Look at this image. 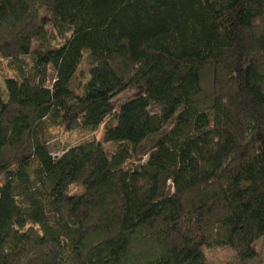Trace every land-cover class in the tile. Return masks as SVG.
<instances>
[{
    "label": "trees",
    "instance_id": "obj_1",
    "mask_svg": "<svg viewBox=\"0 0 264 264\" xmlns=\"http://www.w3.org/2000/svg\"><path fill=\"white\" fill-rule=\"evenodd\" d=\"M2 60L0 264L264 250V0H0Z\"/></svg>",
    "mask_w": 264,
    "mask_h": 264
},
{
    "label": "rangeland",
    "instance_id": "obj_2",
    "mask_svg": "<svg viewBox=\"0 0 264 264\" xmlns=\"http://www.w3.org/2000/svg\"><path fill=\"white\" fill-rule=\"evenodd\" d=\"M13 75V70L9 67L6 61H0V78ZM53 76L52 69L47 67L46 69V78L44 85H49L50 79ZM137 91L135 89L125 90L114 98L111 99L113 107H116L118 104L132 98ZM102 124L94 131V135L97 139L100 138ZM47 150L52 157L57 156L60 153L61 147L69 139H76L75 135L65 134L60 130V128L50 127L47 131ZM103 149L106 153H111L113 145L110 143H102ZM150 146L148 141H143L137 149L146 150ZM263 238H258L254 243L253 247L257 251V258L249 263H239V261L234 257L233 252L226 248H202L201 252L204 256L205 264H263L264 262V250L262 249L261 242Z\"/></svg>",
    "mask_w": 264,
    "mask_h": 264
}]
</instances>
